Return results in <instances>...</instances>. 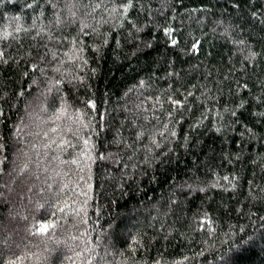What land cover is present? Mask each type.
I'll return each instance as SVG.
<instances>
[{
	"label": "trees",
	"instance_id": "16d2710c",
	"mask_svg": "<svg viewBox=\"0 0 264 264\" xmlns=\"http://www.w3.org/2000/svg\"><path fill=\"white\" fill-rule=\"evenodd\" d=\"M0 264H264V0H0Z\"/></svg>",
	"mask_w": 264,
	"mask_h": 264
},
{
	"label": "rangeland",
	"instance_id": "374dc122",
	"mask_svg": "<svg viewBox=\"0 0 264 264\" xmlns=\"http://www.w3.org/2000/svg\"><path fill=\"white\" fill-rule=\"evenodd\" d=\"M24 152H25V150L23 151L22 149H19V150L15 151L14 158H15V161H16L15 163L16 164L19 163L18 162L19 160H22V162H26V161L28 162ZM32 166H33V168L35 170H32V171L30 170V173L27 172V174L23 176V179L20 180V184H19L21 186L20 187L15 186L16 195H14L15 197L11 196V199L13 200V199H15L17 197V201H20V199H21L20 197H22L24 199V201H25V200H27L28 197H30V198H32L34 200V202L31 205L33 207L37 208V204H36V201L34 199L35 195L33 194V191L36 188V190L39 193L43 192L44 187H43L42 183H44V177L46 176V179H49L50 175L44 174V172L41 171L40 168L35 167L34 164ZM18 175H19V173H18ZM41 188H43V189H41Z\"/></svg>",
	"mask_w": 264,
	"mask_h": 264
},
{
	"label": "snow or ice",
	"instance_id": "6c2138e0",
	"mask_svg": "<svg viewBox=\"0 0 264 264\" xmlns=\"http://www.w3.org/2000/svg\"><path fill=\"white\" fill-rule=\"evenodd\" d=\"M47 228H48V225H44L43 227H42V231H46L47 230Z\"/></svg>",
	"mask_w": 264,
	"mask_h": 264
}]
</instances>
